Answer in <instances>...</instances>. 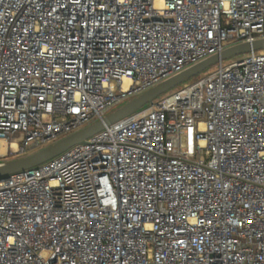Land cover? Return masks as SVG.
I'll use <instances>...</instances> for the list:
<instances>
[{
    "label": "built area",
    "instance_id": "built-area-1",
    "mask_svg": "<svg viewBox=\"0 0 264 264\" xmlns=\"http://www.w3.org/2000/svg\"><path fill=\"white\" fill-rule=\"evenodd\" d=\"M257 38L264 0H0V164ZM0 264H264V49L0 177Z\"/></svg>",
    "mask_w": 264,
    "mask_h": 264
},
{
    "label": "water",
    "instance_id": "water-1",
    "mask_svg": "<svg viewBox=\"0 0 264 264\" xmlns=\"http://www.w3.org/2000/svg\"><path fill=\"white\" fill-rule=\"evenodd\" d=\"M262 49H264V38H257L251 42L237 43L228 46L219 53L210 55L207 58L200 60L199 62L192 64L182 71L147 88L146 90H143L142 92L131 97L118 108L107 113L102 118L95 120L94 122L80 128L79 130L69 135L63 136L49 144H46L36 150H33L25 155L11 160L10 162L5 163L3 167H0V177H4L14 171L40 164L61 153L68 147L76 143L84 142L86 138L103 129L105 126L129 115L145 104L151 102L154 98L164 94L172 88L196 76L215 62H218L227 57L244 54L252 50Z\"/></svg>",
    "mask_w": 264,
    "mask_h": 264
},
{
    "label": "rangeland",
    "instance_id": "rangeland-1",
    "mask_svg": "<svg viewBox=\"0 0 264 264\" xmlns=\"http://www.w3.org/2000/svg\"><path fill=\"white\" fill-rule=\"evenodd\" d=\"M241 55H242V54L237 55V56H233V57H227V58H224V59H222V63H223V64H226V63L230 62L232 59H235L236 57H239V56H241ZM216 65H217V62L213 63L212 65H210L209 67H207L206 69H204L202 72H200V73L197 74L196 76L190 78L189 80H192V79H194V78H196V77H200V75H202V74H204V73H206V72H208V71L214 69V68L216 67ZM162 95H163V94H162ZM162 95H160V96L154 98V100H155V101H156V100H159V98H160ZM130 98H131V97H130ZM130 98H127V99L123 100L122 102H120L119 104L115 105V106L112 108V110L118 108V107L121 106L123 103H125L127 100H129ZM44 145H45V144H44Z\"/></svg>",
    "mask_w": 264,
    "mask_h": 264
},
{
    "label": "bare ground",
    "instance_id": "bare-ground-1",
    "mask_svg": "<svg viewBox=\"0 0 264 264\" xmlns=\"http://www.w3.org/2000/svg\"><path fill=\"white\" fill-rule=\"evenodd\" d=\"M124 84H126L125 82H124ZM4 165L3 164H0V167H3Z\"/></svg>",
    "mask_w": 264,
    "mask_h": 264
}]
</instances>
